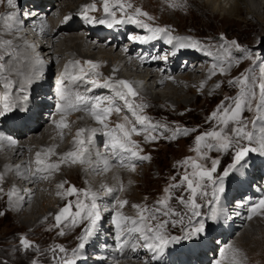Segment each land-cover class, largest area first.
<instances>
[{"label":"bare ground","instance_id":"6f19581e","mask_svg":"<svg viewBox=\"0 0 264 264\" xmlns=\"http://www.w3.org/2000/svg\"><path fill=\"white\" fill-rule=\"evenodd\" d=\"M32 1L34 6L30 5ZM91 1L30 0V3H25V0H16L17 7L12 9L8 6L7 11L2 16L15 11L17 20H20L25 15V18L17 26L18 30H7L3 19H0V55L4 56V60L0 61V63L4 64L3 78L0 79V102H5L4 97L7 93L9 104L16 106L24 101L23 96L30 92L29 102L33 109V111L30 110L31 108L25 110L22 115L11 114L13 116L9 117L6 116V113L1 117L0 121V129L12 135L11 140L16 142L13 145L10 143L11 140L0 135V137H3V139H0V174L4 176L3 181L0 182V188L3 189L0 192V202L3 203L4 201L6 203L11 215L19 217L21 228L24 229L31 227L32 222H34L33 225L35 227L44 220H49L47 222L49 223L51 220L56 219L65 202L69 203L70 197L74 198L75 194L67 195V190L71 185L65 190V179L70 182L79 181L80 184L84 183V186H80L81 190L95 196L97 208L100 209V206L105 205L110 209L108 203L110 202L111 205L113 203L116 206L118 194L126 190L128 180H130L129 177L133 176L130 171L137 172L136 167L135 171H133L131 164L125 162L122 165L119 159L115 157L110 147L111 138L107 135L110 132L108 126L104 127L103 124L97 122L89 112L84 110L83 105H80V110H68L69 105L76 104L75 97L77 94L88 97H114L115 91L121 87L116 82L123 80L128 81L132 85L139 97L144 95L146 98H152L151 90L159 89L164 92L156 93L155 98H160L161 95L168 97L170 92L173 96L168 98L167 104L169 103L170 106L177 105L178 107L183 105L190 110L196 100L195 98L194 100L190 99L188 95L206 98L207 95L214 93L218 84L216 79L219 76L222 77L220 68L226 66L225 57H223L224 63L222 62L223 58L220 57L221 53H218L219 56L212 57L200 47L199 49L179 47L182 42H192L191 39H188L191 38L189 34L183 36L166 30L162 32L164 35L167 34L166 36L158 33L155 38H150L153 34L148 29L141 31L142 27L139 28L126 21L113 23L111 27L107 24L99 23L98 21L100 20L112 21L120 17L119 12H116L111 7V10L115 12V17L105 13L103 11L104 7L102 8V13L100 11V13L96 11L92 13L91 9H89L87 15L94 18V20L89 23L90 27L85 32V34L87 33L86 36L79 35L77 33L81 26L79 19L82 13L81 10L86 5H93L94 1ZM243 1L220 0L228 12L238 14H245L242 11L243 9H241L243 4H245ZM246 1L256 7L255 0ZM247 10L246 15L250 16L249 21L255 20L257 24L260 23L263 26V22L257 19L255 15L256 10ZM54 11H57V14L60 15L59 21H57V18L55 20L57 14ZM65 17L71 18L65 21ZM113 26H117V29L112 30ZM249 26L254 29L252 22ZM41 27H43V31H41ZM149 27L160 28L159 24ZM256 29L257 27L254 30ZM25 36L31 40V43L27 41ZM106 36L107 38L105 39ZM124 37L130 38L134 42L128 52H123L121 48ZM146 37L147 39L141 42L140 38ZM37 38H40V44L36 43ZM169 39H171V43L168 42ZM4 41H11V43L5 44L3 43ZM136 42L139 47L134 46ZM28 44H32L36 50L40 49L46 55H49L46 56L49 59L44 58L48 64L55 65L58 63L59 70L57 72H59L58 76L62 80L61 84L55 86L54 78L50 77V80L47 79L49 74L52 76L48 70H45L42 82H35L31 79L34 72H36V64L29 54L30 48L28 49ZM95 54L99 55L98 59L93 57ZM243 54L246 55L247 53L243 51ZM251 55L253 54L251 53ZM83 61H92L96 67L89 68L81 65ZM192 64L193 66L189 68ZM213 65H216V67L213 68ZM121 66L122 71L128 70L136 75L128 74L123 77L119 71ZM228 66H226L225 71ZM115 67L116 70H114ZM262 68L258 69L260 75ZM189 69L192 73H187ZM194 69H197V71L193 72L192 70ZM213 71H215V75H212ZM225 71L224 73H227ZM73 77H82V79H73ZM92 81L96 82L95 85ZM6 82H11V87L6 89L4 86ZM138 82L142 83V88L138 89L141 93L136 90V85H134ZM106 85H112V87ZM86 86H89L90 89L88 90ZM31 87L32 90H30ZM61 92L65 96L64 100L61 99ZM48 93L53 94L56 98L55 109L52 108L51 100L47 96ZM142 99H144L143 104L145 105V98ZM116 104L117 106L124 105V101L116 99ZM104 106L101 105V107ZM43 111H47L48 116L53 111V115L51 114L52 116L49 117L47 122H44L45 119L41 113ZM138 114L148 116V120L151 118L145 112H138ZM122 115L126 116L125 110H123ZM62 118L64 123L68 125L67 127H57ZM130 126L128 124L127 127ZM179 127L184 128V126ZM81 128L85 129V131L77 137L76 133ZM137 128L140 129L142 126L137 124ZM93 129L96 131L93 132ZM143 134L141 133V135ZM141 135L133 134L131 138L136 141L137 137ZM117 136H120V134ZM171 136V132L167 129L163 140L168 139L167 143L173 141L170 138ZM157 137H162V135ZM176 139L177 142L181 140V137L179 136ZM80 140L84 141V143L80 144L77 142ZM100 148L103 151H99ZM37 153H40L39 159L43 161L41 165L36 163ZM69 153L76 154L78 157L76 162H73L72 157L68 156ZM254 154L256 155H253V153L248 154L245 161L242 162L243 167L237 165L236 171L241 178L235 170H232L229 176L224 177L223 185L227 186V188L223 187L224 191L219 193L218 202L214 201L207 207L208 218H211L212 207L220 208L221 212L219 214L224 216L222 220L218 218L215 224L207 230L209 233L217 231L223 255L216 253V247H214L212 239L206 240L203 233H199L196 237L194 236L195 240L201 239L200 243L191 242V246L186 248H183L185 247V244H182L183 242L174 243L169 241L159 255V251H152L144 247L145 241L140 238L139 232L129 233L128 230L133 227L132 221L129 223V220H121L123 213L114 208L113 217H116L117 221L121 223V229L118 230L113 222V217L109 222L110 216L108 214H110V211L106 208V212L100 215L101 219L97 222L92 235L84 242L85 247L80 249L76 264H208L206 257H209V252L213 255L214 264H216V261H220V264H238L237 256L239 250H244L247 254H250L253 252L250 249L251 245L257 244L259 240L264 239V207L258 206L259 201L264 199V187L257 185L255 190L252 188V183H256L255 180L258 176H264V159L263 156L256 157L259 156L258 153ZM124 155L127 156L126 153ZM9 156L10 158H8ZM252 158L254 159L251 160ZM105 162H107V167H105ZM132 163L139 165L140 161L133 159ZM53 164L58 165V168L48 167V165ZM17 165L21 166L19 170L16 169ZM38 168L42 169V171H37ZM25 169H28L27 178L21 175ZM57 171L63 173L64 179L58 180ZM33 173L36 175L34 176ZM89 174L98 176L97 182L91 180L88 176ZM40 177L47 178L43 179ZM133 181L134 179L132 178ZM59 184H63L64 187H57ZM234 185L240 186L239 189L233 190L235 188ZM13 188L16 189V194L9 200L7 193ZM107 189H112V191L108 192ZM100 191L102 192L100 193ZM131 192L135 193L137 191L132 190ZM92 195H89L91 203L93 202ZM49 196H52V198H49ZM244 196H246V199L242 200L241 197ZM232 198H234L233 200L237 198V202H233ZM37 199L40 201L38 205L36 204ZM70 201L72 202L73 199ZM73 202L76 203L75 201ZM254 206L256 210L253 212L251 209ZM224 209L228 210L227 212L232 211V215L227 217V214L222 212ZM117 213L119 214L118 216ZM35 214L37 218L33 221ZM147 215L150 214L147 213ZM227 218L231 220H227ZM236 219L237 224L233 223ZM259 221H263V223L257 224ZM156 223L157 221L152 224V221L145 220L143 224H138L137 226L144 228L146 225H155ZM169 223H172V221L169 220ZM52 224L54 223L52 222ZM167 226L169 225L167 224L161 229L163 235ZM183 229L186 228L182 226V223H176L175 231L179 232L180 230L183 231ZM118 231L120 233L119 239L117 238ZM208 232L205 233L206 236ZM174 236L177 235L175 234ZM230 244L232 248L229 247ZM141 254L144 256L141 257Z\"/></svg>","mask_w":264,"mask_h":264},{"label":"rangeland","instance_id":"374dc122","mask_svg":"<svg viewBox=\"0 0 264 264\" xmlns=\"http://www.w3.org/2000/svg\"><path fill=\"white\" fill-rule=\"evenodd\" d=\"M92 1H94L93 5L95 6V9L93 10L91 9L92 13L94 11L101 12L104 9L103 8L104 0H96V1L92 0ZM122 2L125 4L130 3L132 5V8H125V11L121 12L118 5L115 3V0H110L109 6L111 8H114V10L116 12H119L118 14H120V17H119L120 19L116 18V20H122L123 22L126 21V22H129L141 28V26L138 23L128 21L127 17L132 16L133 20L139 21L142 24H147L148 26H151V27L159 24L160 28L166 29L167 31L169 30L173 33H177L178 35L184 36L185 34H189V36L191 37V40L198 41L199 47L203 49V51L205 50L209 56H212V57L219 56L218 53H221L220 57L221 58L225 57L226 66H228V64L230 66V67L229 66L227 67L226 71H225L226 69V66H225L224 71L227 73L221 74L222 77L219 76V78L216 79L218 80V82L216 83H218L220 87H218L214 93H212L211 95H207L206 98H202L201 96L198 97L197 95L196 96L188 95L190 99L194 100L195 98L196 100L194 101L193 106L190 107V110L189 108L186 109V107L183 105L178 107L177 105L170 106L169 103L167 104L166 102L169 100L168 98H171V96H173L171 95L170 92L168 94V97H165V95H161L160 98H155L156 93L164 92L159 89L151 90L152 98L151 97L146 98L144 97V95L142 97H139L137 95L136 97L129 98L130 102L133 103L134 108L136 105H144L143 104L144 99L142 98H145L144 107L136 108V111L137 113L138 112L147 113L151 117V118L149 117L150 119L148 121L151 124L157 125L156 130L154 132H151V135H154L156 137L162 135V137H157V139L154 141L152 140L145 141L144 139L145 133L137 137L136 142L139 145V147L136 150L138 151L139 155L149 156L150 159L143 160V161L139 160L140 161L139 165H136L137 172L130 171L133 174V176L129 177L130 180H128L129 182L127 181L128 184L126 186V190L123 193L120 192L118 194L119 197L117 198L116 206H114L113 203H112L113 205L112 206L110 202L108 203L110 209H108V207L105 205L100 206V209H99L100 214H102L104 210H105L104 211L105 213L106 208L107 210L110 211V214H108L110 216L109 222L111 221L113 217L114 208H115L116 210L120 211V213H123V217L125 215V217L129 218L127 220H129V223H130L131 221H133V219L139 220L141 209L145 207L149 210H154L156 208H163L162 205L157 204V201L164 199L169 195L168 193H165L164 191L165 188H168L169 185L171 184L179 183L181 177L184 175L186 170L188 172H191L190 167L186 169L184 166H181L180 162L184 161L187 157H192L194 159H197V153L192 150L193 148H195L196 136L204 132L211 131L214 128H216V122L209 121L207 120V118L211 115L213 111L217 109V106L220 105L221 101H223L225 97H235L238 94L239 85L230 86L229 81H235L236 78L241 77V74L254 75L257 78L260 77V73L258 69H260V67L264 68V8H263L264 0L254 1L257 8L252 6L253 5L252 3L249 4V2L247 3V1L244 0L243 2H245V4H243V7H241V9H243L242 11H244L245 14L228 12V10L224 8V6L221 4L220 0H122ZM25 3H30V0H25ZM31 3L30 5L34 6L33 1ZM247 5L249 6V8ZM205 7H206V10H205ZM7 8H8V5L6 3L0 4V15L1 16L2 14H4V12L7 11ZM136 8L141 9L143 12H147L148 16H150L151 19H149L147 16H142V15L136 16L134 12ZM247 9L256 10L255 15L257 16V19H260L261 22H263V26L260 25V23L257 24L255 20L249 21L250 16L246 15ZM83 10L84 9H82L81 11L83 12ZM87 12H89V10ZM247 12H249V10H247ZM55 13L57 14V11ZM56 18L60 19V15L57 14L55 17V20ZM59 19L57 21H59ZM251 22L254 25V29L257 27L256 30L252 29L249 26ZM80 25L81 26L77 34L86 36L87 33L85 34V32L90 27V24H88L89 26L86 27V29H84L85 27L81 23ZM116 27L117 26H113L112 30H114ZM143 29H146V28L142 27L141 31H143ZM160 35H164V33L161 32ZM25 37L27 38V36ZM221 37H223V39ZM106 38L107 36L105 37V39ZM129 40L131 39L129 38ZM129 40L127 38H124L122 40L123 46L121 45V48L123 52L125 51L128 52L129 50H131L129 48L134 42L133 40L132 42H130ZM27 41L31 43V40H29L28 38H27ZM232 41H236L241 46V49L243 48L244 50L242 49L241 51L237 49L235 46L231 45ZM36 43L37 44L41 43L40 38L36 39ZM134 46H137V45L134 44ZM252 46H256V47H252ZM27 47L28 49L30 48L29 54L32 56V58L34 59V63L36 64L35 65L36 72H34V75L31 79L35 82L36 81L42 82L43 77H44V72L45 70H48V72H51L52 76H50L49 74L47 79L50 80L53 77L54 81H56V86L57 84H60L62 81L58 79L59 78L58 76L59 72H57L59 70L58 63H56L55 65L48 64V62L45 61L44 58H46V56H49V55H46V53L41 51L40 49L36 50V48H34L32 44H28ZM226 47L231 52L230 57L228 53L225 51ZM254 48L256 49L254 50ZM251 49L254 51H252ZM243 51L247 53L248 55H250L252 58L251 59L244 58L245 54H243ZM251 53L253 55H251ZM222 54L223 55L225 54V55L223 56ZM93 57L98 59L99 55L95 54ZM46 59H49V58H46ZM222 60H223L222 62L224 63V58ZM237 60L239 61V63L236 62ZM87 62L83 61L81 65H85L89 68L92 67ZM92 64L94 63L92 62ZM249 69H251V74L248 72ZM114 70H116V67ZM119 71L120 73H122L123 77L127 76L128 74L136 75L133 72L128 71V70H126L125 72L122 71V66L121 68L119 67ZM141 84H142L141 82L134 84L136 85V90L138 92H140L139 91L140 87L142 88ZM32 87L30 88V90H32ZM87 88L88 90L90 89L89 86ZM29 93L27 94L25 93L26 95L23 96V97L25 96L27 97L26 100L24 99V101L20 102L16 106H13L12 111L7 112V115H6L7 117L13 116L11 114L22 115L24 114L25 110H29L31 108V104L29 102V97H30ZM47 96L51 100L50 102L52 103V108L55 109L56 103H57L55 96L51 93H48ZM0 103H1L0 111H3L5 102L1 101ZM225 103L226 104L230 103V101H225ZM102 105L106 106L107 102L104 101V104ZM118 106L121 107L122 111L120 113L110 114L108 118L106 119L107 121L105 120L106 121L105 124L108 123L107 126H108L109 131L115 130V126L119 122L125 123L124 121L125 116L122 115L123 110H125L126 116L129 118L130 121H134L136 119L132 115V112H130L126 107L124 108V105L121 104ZM30 110L33 111L32 108ZM41 113L45 119L44 122H47L49 120V117L53 115V111L52 113H50L49 116L47 115V111H43ZM243 115L248 120H251L254 117V113L249 112V111H245ZM47 116H48V119H47ZM121 116H124V117H121ZM1 117L2 116H0V121H1ZM8 120L10 119L8 118ZM179 126L181 127L184 126V128H187V129H196V131L190 132L188 135H182V134L177 135V137L179 136L181 137V140L177 142H176L177 137L175 138V140L173 139V141H169L170 143L169 142L167 143L168 139L163 140V136H165V130L169 129L172 135L173 131L176 128H180ZM184 128H181V129H184ZM116 133L115 131H113V135L115 134L114 136H117L119 134L121 135V133L118 130H116ZM0 135L4 136L8 140H11L12 138V135L8 134L2 129H0ZM249 154H252V153H249ZM253 155H256V154L253 153ZM208 156L210 157V159L206 161H200L201 163H204L206 167H211V159H218L220 161V164L217 167V171L213 173L214 178H218L219 176H222L225 169H227L228 166L233 163V150L232 149H229V151L226 153L212 151L208 153ZM260 156L261 155L256 156V157H260ZM8 158H10V156ZM253 159L254 158H252L251 160ZM263 159H264V156H263ZM231 172L232 171H230L229 175L231 174ZM56 176H58V180L64 179V175L60 171L56 172ZM88 176L90 177L91 180H95V182H97L98 176L93 175V174H89ZM238 176L240 177L239 173H238ZM172 177H176V180H173ZM132 178L134 179L133 182H132ZM64 183L66 186L65 190H67V188H69L70 185H71L70 187L74 186L77 189V192L74 193L75 194L74 198L70 197L69 199V203L72 204L71 211L73 213H75L78 210L76 207L77 203L83 202V200H84L83 204L86 203V205H91L89 195H85L87 192L82 191L81 190L82 188L80 187V186H84V183L80 184L79 181L70 182L66 179ZM206 183L208 185L206 188V191L208 192V196L207 197L197 196L196 202L201 205V207L199 208L201 215L199 217H193L191 225L189 224V220H188V217L191 216V211L185 205L179 203V200H178V198L181 196L187 199L189 192L186 190V185L185 187L180 188V189H172L171 199L168 200V205L170 206V208L174 210L175 213H179V215L164 216L162 213H160L158 214V219L156 221L157 223L162 222L164 220L178 221L180 217L182 216L184 218L182 226L185 227L186 229H183V231L180 230L178 232L174 230L175 226H173L172 223H168L169 226L166 227V231L164 235L172 237L176 234L177 236H174V237H178L180 239H178L177 241H174V243L183 242L182 244H185V247L183 248H186V247L191 246L190 245L191 242L194 243V241H196L200 243L201 239H197L199 240L197 241L194 238V236L196 237L199 233L192 236L191 238H186V236H187V233L192 230V227L198 226V222L203 220L205 228H204V231L201 233L204 234V237L206 238V240L212 239L213 245L217 246L215 248L216 253L220 254L222 252V249L218 248L219 243H217V239L219 235L217 234V231L215 230L216 232L209 233L207 230L210 229L215 224V221L218 218L222 220L223 219L222 217L224 216L222 214L221 215L219 214L218 215L219 217L217 216L215 220L208 218L209 215H208L207 207L209 205L208 201L212 199L211 193H212L213 186L210 182H206ZM18 184L21 185L20 183ZM257 185H260V184H257ZM257 185L255 183V186ZM223 187L227 188V186L225 185H223ZM234 187L235 188L233 190H237L239 189L240 186L237 187L236 185H234ZM132 190L137 191V192L132 193L131 192ZM101 192L102 191H100V193ZM232 193H235V192H232ZM82 195L84 196L82 197ZM49 198H52V196L51 197L49 196ZM72 199L76 203H74L73 201L71 202L70 200ZM233 199L234 198H232V201ZM120 200L126 201L127 203L124 204L123 207H121L119 203ZM69 203L65 202L63 207H65ZM36 204L37 205L40 204L39 199H37ZM133 205H140L141 207L138 209V208H134ZM85 210L87 211V209ZM227 211L228 210L224 209L222 212L227 214V217L228 215H232V211L231 212L230 211L227 212ZM0 212L5 213L3 215L4 217L0 216V264H33L34 261L36 262V264H56V262L53 259V252L49 250L52 248H56V246H62L64 249H66V253H60L59 250L57 249L55 253L57 257L66 256L67 258L71 259L73 250L78 248V245L81 243L80 237L84 234L85 228L89 225L88 220L86 219L82 220L80 217H78L76 218L77 224L73 226L71 224V217H69L68 220H63L62 221L63 223L61 222L58 226H56L57 228L55 227V225H57L56 219H53L49 223H47L49 220H44L41 224L39 223L35 227L33 225L34 222H32V224L30 225L32 229L31 227H28V229L27 228L24 229V228H21L19 217L18 216L14 217L13 215H11V212H9V209L4 201L3 203L0 202ZM144 214L147 215V213H144ZM83 215L84 213H82V216ZM108 215H107V222H108ZM35 218H37L36 214L33 217V221H35L34 220ZM100 219H101V216H100ZM228 219L231 220L230 218H227V220ZM79 220H82V221H79ZM156 221H152V224ZM52 222L54 224H52ZM261 222L263 223V221ZM261 222L259 221L257 222V224H262ZM233 223L237 224V219L234 220ZM61 231L65 233L64 236L60 235ZM206 231L208 232L207 236L205 234L207 233ZM21 237L27 238L31 242L32 247L25 250L20 244ZM229 247L232 248L231 244L229 245ZM250 249H252L253 251L250 254H247L244 250L242 251L239 250V254L237 256L238 264H264V239L259 240L257 244L256 243L252 244ZM143 256L144 255L141 254V257ZM223 258H225V256H223ZM206 259L208 261V264H214V261L209 262L210 260L208 259V256L206 257Z\"/></svg>","mask_w":264,"mask_h":264},{"label":"snow or ice","instance_id":"6c2138e0","mask_svg":"<svg viewBox=\"0 0 264 264\" xmlns=\"http://www.w3.org/2000/svg\"><path fill=\"white\" fill-rule=\"evenodd\" d=\"M7 4L10 8L15 9L17 7L16 0H0V4ZM115 3L118 5L121 12L125 11V8H132L130 3L125 4L122 0H115ZM110 0H104V11L110 16L115 17V12H113L109 6ZM94 5H86L84 6V10L81 13L83 18L88 22H93V20L87 15V11L89 9H94ZM136 16H148L147 12H143L141 9L136 8L134 10ZM71 17H65V21L70 19ZM0 19H3L4 25L7 30H18L17 26L19 25L20 21L17 20V14L15 11H11L6 15L0 16ZM128 21L138 23L141 27L148 29L152 32V37L155 38L158 33L165 32L166 29L162 28H150L147 24H142L139 21L133 20L132 16L127 17ZM101 24H107L109 27L113 25V23H122V20H100L98 21ZM41 31H43V27H41ZM223 39V37H221ZM147 38H140L141 42ZM191 39V38H188ZM171 43V39L168 41ZM5 44H10L11 41H4ZM231 45L235 46L237 49L242 50L241 46L236 42L232 41ZM179 47H193L199 49V42L192 41L191 43H180ZM225 51L228 53L229 57L231 56V52L226 48ZM246 59H251L252 57L248 54L245 55ZM167 59V57H165ZM4 60V56L0 55V61ZM239 63V61H236ZM79 63V62H76ZM92 67H96V65L92 64L91 61L87 62ZM216 65H213L215 68ZM3 71H4V64L0 63V79L3 78ZM220 72L224 73V68H220ZM251 73V69L248 70ZM215 71L212 72V75H215ZM73 79H82V77H73ZM31 82V81H29ZM95 85V81H92ZM121 87L115 91L114 97H88L84 95L77 94L75 97L76 104L69 105L68 110H80V105L84 106V110L89 112L97 122L107 127L105 124V120L108 116L112 113H120L122 111L121 107L117 106L116 99L124 101V107H126L132 115L136 118L135 121H130L127 116L124 117L125 123H118L115 126V130H118L121 135L114 136L113 131L107 133V135L111 138L110 147L114 152L115 157L119 159V162L123 165L125 162L131 164V168L135 171L136 165L132 163L133 159L135 160H148L150 159L149 156H141L139 155L138 151L136 150L139 145L135 140L131 137L133 134L141 135V133H145L144 139L145 141L149 140H156L157 137L151 135V132H154L157 128V125L151 124L148 121V117L139 115L136 111V108H143L144 105H136L135 108L133 103L130 102L129 97H136L138 93L133 89L132 85L128 81H118ZM229 85H239V92L235 97H225L223 101H221L220 105L217 106V109L211 113V115L207 118L209 121L216 122V128L211 131L204 132L195 138V148L192 150L197 153V159L192 157H187L184 161L180 162L181 166H184L186 169L191 168V172L185 171L184 175L181 177L179 183H174L169 185L168 188H165V193L169 195L157 201V204L162 205L163 208H156L154 210H149L146 207L141 209L139 221L133 220L132 225L133 227L130 228L128 231L131 232H139L140 238L145 241L144 247L148 248L152 251H159L163 252L164 248L167 246L169 241H177L178 237H166L162 234L161 229H163L168 223V220H164L162 222L156 223L155 225L149 224L146 225L144 228L138 227V224H143L145 220L156 221L158 219V214L162 213L164 216L169 215H179V213H175L174 210L170 208L168 205V200L171 199V190L172 189H180L185 187L186 190L189 192L187 199L183 196L179 197V203L185 205L190 211L191 216L188 217L189 224L192 223L193 217H199L201 215L199 208L201 207L200 204L196 202L197 196L200 197H207L208 192L206 191L207 183L210 182L213 186L212 188V199L208 201L209 204H212L214 201H219V193L224 191L223 188V179L224 177L228 176L230 171L237 170V165L243 167V163L245 158L248 156L249 153H258L261 156H264V68L261 69V75L257 78L254 75H245L241 74V77L236 78L235 81H229ZM5 88L11 87V82L5 83ZM112 87V85H106ZM203 87V85H201ZM216 87H220L219 84ZM126 90V91H124ZM23 91V89H21ZM24 99L26 100L27 97L25 96ZM61 99L64 100L65 96L63 92H61ZM5 104L3 107V111H0V116L5 115L7 112L12 111L13 105H10L8 101V95L5 94L4 97ZM107 100V106L101 107L104 104V101ZM225 101H230V103H225ZM245 111L253 112L254 117L251 120H248L244 117L243 113ZM147 122V123H146ZM130 124L131 127H127L126 125ZM137 124L143 126L142 128L138 129ZM68 125L64 123L63 118L57 124V127H67ZM85 129L81 128L77 131L76 136L79 137L81 133H83ZM93 132L96 131L95 129L92 130ZM196 129H181L176 128L173 131L171 139H175L177 135H188L190 132H194ZM3 139V137H0ZM80 144H83L84 141L80 140L77 141ZM11 144H15L14 140L10 141ZM255 145V146H253ZM229 149L233 150V163L225 169L222 176L218 178L213 177V173L217 171V167L220 164L218 159H211V167H206L204 163L200 161H206L210 159L208 156L209 152L216 151V152H228ZM51 151V150H50ZM127 154L125 156L124 154ZM40 153H37V161L38 165L43 164V161L39 159ZM68 156L72 157L73 162H76L78 157L75 153H69ZM20 165L16 166V169H20ZM49 168H58V165H48ZM105 167H107V162H105ZM37 171H42V169L38 168ZM28 169L24 170V173L21 175L24 178H27ZM35 176L36 174L33 173ZM46 179L47 177H40ZM4 179L3 174H0V182ZM173 180H176V177H172ZM57 187L63 188L64 185L60 184ZM3 189L0 188V192ZM108 192H111L112 189H107ZM77 192V189L73 186L67 190L68 195H72ZM16 194V189H11L7 196L9 200H11L12 196ZM85 195H92V194H85ZM93 202L91 205L83 204V202L77 203V211L73 213L71 211L72 204L69 203L65 207L60 210V213L56 216L57 226L62 222V220H68L71 217V224L75 226L77 224V217H80L82 220L86 219L89 221L88 227L85 229L84 234L80 237L81 243L78 245L77 249H74L72 252V258L69 259L66 256L57 257L55 255L57 249L60 253H66V249L62 246H56V248L49 249L53 252V259L56 264H76V258L79 256L80 249L85 247V241L88 239L97 224L100 220L99 209L95 203V196L92 195ZM121 207L126 204V201H119ZM259 207H264V199L259 201ZM134 208H140V205H133ZM85 209L87 211L85 212ZM256 207L254 206L251 211H255ZM150 215H145L144 213H149ZM221 212V209L218 207H212L211 209V219L215 220L218 214ZM82 213L84 215L82 216ZM5 213L0 212V216H3ZM119 214L117 213V216ZM127 217H121V220H127ZM183 217L181 216L178 221H172V225L175 226L176 223H183ZM113 222L116 224L118 230L121 229V223L117 221L116 217H113ZM205 225L203 220L198 222V226H194L191 231L187 233L186 238H191L192 236L196 235L197 233H201L204 231ZM65 233L61 231L60 235H64ZM119 231L117 234V238L119 239ZM21 246L27 250L32 247L31 242L25 238L21 237L20 240ZM223 255V253H221ZM33 264H36L34 261ZM216 264H220V261H216Z\"/></svg>","mask_w":264,"mask_h":264}]
</instances>
